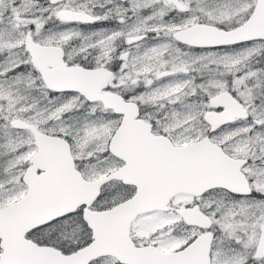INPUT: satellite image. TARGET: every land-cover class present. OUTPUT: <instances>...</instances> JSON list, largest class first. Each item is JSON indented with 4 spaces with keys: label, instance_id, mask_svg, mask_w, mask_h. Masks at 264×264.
<instances>
[{
    "label": "snow or ice",
    "instance_id": "obj_1",
    "mask_svg": "<svg viewBox=\"0 0 264 264\" xmlns=\"http://www.w3.org/2000/svg\"><path fill=\"white\" fill-rule=\"evenodd\" d=\"M0 264H264V0H0Z\"/></svg>",
    "mask_w": 264,
    "mask_h": 264
}]
</instances>
